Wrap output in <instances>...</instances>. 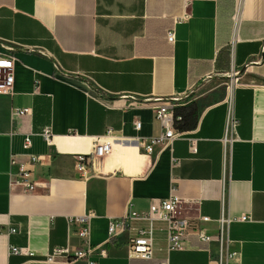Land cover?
I'll use <instances>...</instances> for the list:
<instances>
[{
    "label": "crops",
    "instance_id": "crops-1",
    "mask_svg": "<svg viewBox=\"0 0 264 264\" xmlns=\"http://www.w3.org/2000/svg\"><path fill=\"white\" fill-rule=\"evenodd\" d=\"M234 12L235 0H0V53L16 55L12 90L0 88V264H89L45 260L81 247L69 218L86 213L99 264H210L221 245L198 232L218 235L222 215L231 262L264 264V0H243L237 28ZM232 69L239 122L227 130ZM6 76L0 68V85ZM191 102L198 120L184 135L150 150L132 140L161 133L157 106ZM107 142L82 172L77 155ZM22 169L33 191L17 182ZM173 187L185 199L183 248L168 251L156 221L154 257H132L129 241L148 223L110 236V220L148 211Z\"/></svg>",
    "mask_w": 264,
    "mask_h": 264
},
{
    "label": "built area",
    "instance_id": "built-area-1",
    "mask_svg": "<svg viewBox=\"0 0 264 264\" xmlns=\"http://www.w3.org/2000/svg\"><path fill=\"white\" fill-rule=\"evenodd\" d=\"M243 4V0H235V12L233 15L236 28L240 21V11ZM187 16V15H186ZM167 39L169 42L173 43L175 41V26H172L167 31ZM16 60V55L14 53H0V68L7 70V76L5 83L0 85L2 90L10 91L12 90L13 82V66ZM228 77L231 78L230 83L227 85V105H228V115H227V130H234L238 125V118L234 114V104H233V91L235 84L239 80L240 70L232 69L231 72H227ZM174 106L167 103L157 106L156 118L160 121L162 125V131L158 136H154L145 139L140 136L133 137L135 140L144 146L146 150H150L154 144L162 143L165 140H172L177 137L184 135V131L178 130L176 128V121L180 117H176L174 114ZM18 113H24L25 109H17ZM135 128H141V121L137 120L135 122ZM42 136L50 141L52 138V131L49 127H46L42 132ZM232 137H225L224 142H232ZM32 139L30 136L25 138V147L31 145ZM110 143L99 144L96 143L94 149L91 153H81L78 154V168L82 172H86L88 167L94 163V159L98 155H103L110 150ZM14 161V160H13ZM28 171L22 169L20 173V179L18 183L26 186L30 191H33L37 182L28 179ZM225 192V191H224ZM185 199L175 192V187L172 188V193L167 198L160 199L156 202L151 203L148 211L137 212L130 211L125 216L119 219H111L108 226L109 235L112 236L117 232V229H126L132 220L146 221L147 226H141L137 228L136 235H134L128 244L129 254L132 257L151 259L155 255V239H154V223L156 221H163L167 225V250H178L183 248V237L186 235L188 220L181 215V209ZM92 213H86L80 216H73L69 218V224L77 226L76 233L82 240L81 247L75 249L71 252L68 246H56L47 255L45 260L47 262H52L59 256H65L68 259H86L89 264H99L98 261L91 259V255L95 251V246L89 239L90 235V219ZM207 219V217H203ZM240 220H248L250 216L243 215L239 217ZM231 218L221 216L219 222L221 224V230L216 236L207 234L204 229L199 230V236L203 240H213L216 239L221 245V250L217 258L210 259V264H234L231 262L234 252H230L231 241L225 234L223 225L229 223ZM10 250L12 254H26L29 256L35 255V252L28 250L27 247L11 245ZM159 264H170L169 259L161 261Z\"/></svg>",
    "mask_w": 264,
    "mask_h": 264
},
{
    "label": "trees",
    "instance_id": "trees-1",
    "mask_svg": "<svg viewBox=\"0 0 264 264\" xmlns=\"http://www.w3.org/2000/svg\"><path fill=\"white\" fill-rule=\"evenodd\" d=\"M174 114L180 119L176 121V128L178 130H186L194 128L198 120V112L193 102L188 103L185 106L174 107Z\"/></svg>",
    "mask_w": 264,
    "mask_h": 264
}]
</instances>
